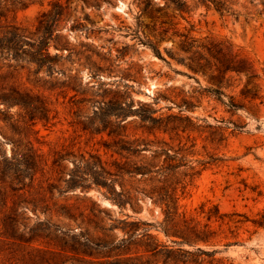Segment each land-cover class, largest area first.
<instances>
[{
    "label": "rangeland",
    "instance_id": "374dc122",
    "mask_svg": "<svg viewBox=\"0 0 264 264\" xmlns=\"http://www.w3.org/2000/svg\"><path fill=\"white\" fill-rule=\"evenodd\" d=\"M143 1L0 0V32L61 6L41 25L60 59L34 72L0 51V95L47 109L31 125L0 99L1 166L28 141L38 163L4 178L0 264L152 257L155 241L176 264H264V0Z\"/></svg>",
    "mask_w": 264,
    "mask_h": 264
},
{
    "label": "trees",
    "instance_id": "16d2710c",
    "mask_svg": "<svg viewBox=\"0 0 264 264\" xmlns=\"http://www.w3.org/2000/svg\"><path fill=\"white\" fill-rule=\"evenodd\" d=\"M144 7L143 11L147 9L149 3L148 0L143 1ZM214 6L216 10H220L221 6H223V2H215ZM61 6L59 3L53 4V7L47 11L43 12L39 18V26L37 27L35 32H26L25 28H22L20 26L14 25V24H8L6 28L0 32V51H6L12 54V57L17 60L18 58L27 55L28 62H31L36 65V68L34 69V72H36L38 69H40L43 65H48L49 62L58 60L61 58L57 53H53L52 55L48 51V45L49 41L51 39L49 33L47 31L41 30V25L44 22H48L50 25H52L58 15L61 13ZM182 10V9H180ZM46 20V21H45ZM24 44H27L31 50H25ZM56 46H58L56 44ZM193 46V45H191ZM207 49V48H206ZM209 50V49H207ZM202 60H205L203 62ZM191 61L193 62L194 66L199 69H205L207 67V59L203 57V55L194 52V55L191 57ZM229 69V67H226V70ZM1 101L6 104H14L19 105L24 108H27L30 111V120L31 125L35 123V120L42 117H36L35 112H41V110H47L43 106H39L34 104V102L31 99V95L28 91H21L20 89L16 87H11L10 91L8 93H3L0 95ZM119 149H129L126 145H120ZM17 153H14L11 156L8 163L1 166L0 164V200H1V189L4 187L2 184H4V178L9 177L10 182L12 183L13 180H17L20 182L22 180L21 174H27L30 170L36 171L37 169V159L35 150L33 149V146L28 141L27 145H25L22 150L20 148H17ZM18 159H15V155ZM34 175V174H33ZM33 177V176H32ZM70 180H65L67 187H74L76 185H80L81 182H83V178L79 177L76 174H71L68 177ZM81 180V181H80ZM10 183V188L12 190H15L12 188ZM51 187H54V185H50ZM82 186V185H81ZM109 192L112 195L111 200L116 202L118 205H122L124 202L122 199L125 195L122 193V191H115L114 188L109 187ZM166 218L171 214L170 206L166 205ZM163 231L165 234H168L169 231L167 228H163ZM175 232V231H174ZM173 234H176L174 233ZM146 235V234H144ZM148 236V235H146ZM129 238H131V235H129ZM185 240V239H184ZM187 242H190L189 240H186ZM84 245H87V239L84 241ZM104 246V245H103ZM101 247V246H100ZM146 247V246H145ZM147 251H151L152 257H143V256H136V257H115L113 260H107L104 261L101 264H157L156 263V256L163 255L164 261L162 264H176V257L172 254L174 253L173 250L168 249L166 244H160L157 241H155L151 246L150 249H146ZM197 250L200 253H206L203 249L197 248ZM76 254L78 252L76 249H72ZM178 251L183 252L184 254H189L190 251L184 250L182 248H178ZM82 258L74 259L76 260L75 264H95L91 261L87 262V251H82ZM169 262V263H168Z\"/></svg>",
    "mask_w": 264,
    "mask_h": 264
}]
</instances>
